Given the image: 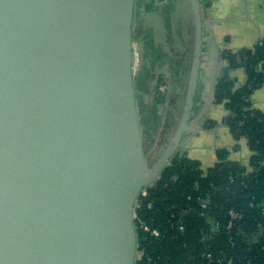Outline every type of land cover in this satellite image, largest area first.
Masks as SVG:
<instances>
[{
	"label": "water",
	"instance_id": "obj_1",
	"mask_svg": "<svg viewBox=\"0 0 264 264\" xmlns=\"http://www.w3.org/2000/svg\"><path fill=\"white\" fill-rule=\"evenodd\" d=\"M136 3L0 0V264H137L136 201L183 138L204 129L218 75L214 56L192 118L204 27L201 0H189L185 102L150 163L135 79Z\"/></svg>",
	"mask_w": 264,
	"mask_h": 264
},
{
	"label": "trees",
	"instance_id": "obj_2",
	"mask_svg": "<svg viewBox=\"0 0 264 264\" xmlns=\"http://www.w3.org/2000/svg\"><path fill=\"white\" fill-rule=\"evenodd\" d=\"M221 55L229 68H245L242 85L229 75L217 80L214 100L226 108L223 123L234 137H246L253 152L250 166L231 159L229 149L218 148L216 162L204 171L199 160L187 151H178L148 188L145 201L152 200L153 208L147 209L144 203L137 208L139 216L162 230L160 238H152L139 229L137 264H149L146 256H160L156 264H227L230 260L232 264H264V229L259 242L247 241L260 223L264 226L260 205L264 201V111L251 103L253 90L264 81V70L258 68L264 64V39L251 48L222 49ZM217 124L210 120L205 126ZM188 194L193 199L187 200ZM198 198L207 199L211 206L206 215L198 213ZM232 208L240 216L228 230L225 226ZM178 220L185 225L182 232L177 228ZM203 252L224 260L209 262Z\"/></svg>",
	"mask_w": 264,
	"mask_h": 264
},
{
	"label": "crops",
	"instance_id": "obj_3",
	"mask_svg": "<svg viewBox=\"0 0 264 264\" xmlns=\"http://www.w3.org/2000/svg\"><path fill=\"white\" fill-rule=\"evenodd\" d=\"M162 2L163 4L165 3L164 0H140L138 3H140V6L144 8V12L146 13L151 12L156 15H166L162 13V11L160 14H158V11H155L156 8L159 7L158 5ZM167 4L168 1L166 5ZM166 5L161 6V8L165 10L167 7ZM204 6L205 19L204 11L202 10L203 27L204 21L206 27L203 29L204 53L200 77L201 86L199 83V94H202V100H204L214 56L217 62L216 71L218 79L223 76V70L228 69V75L236 81L237 85H242L246 80L245 68L242 66L229 68L227 60L222 58L221 50L231 49L232 51H238L243 48H251L259 41L264 39V0H207L204 2ZM142 20L143 21L140 23V27L137 28V33L140 34L138 35V38L142 39L141 41H143V37L146 35L147 26H150V22H146L144 20V16ZM147 23L149 24L147 25ZM157 45L158 49L161 50H159L158 61L153 59L151 65L146 71L142 65L146 55L144 52V41L142 46H140L141 60L140 73L138 75V83H140V85H138V94L143 104H145L148 99L152 100V103L153 101H160H158V99L156 100L154 96H152L154 94L148 92L150 86L155 88L157 85L153 83L155 80V76H153L154 72L152 71L153 69L157 68V72L164 74L166 69V71L170 69L169 71L174 74L173 76L176 75L178 78L180 77L183 70H181L182 60L180 56L179 60L176 61L174 54L171 55L165 49L166 47L164 44L162 45L161 42H157ZM262 66L264 67V64ZM181 78L185 80L183 76H181ZM260 89L262 88H257L253 92L251 103L254 108L264 111V98L262 100L259 99V95L263 94L264 91ZM255 94H257L258 97H256ZM158 105L163 107L164 104L163 102H159ZM169 106H171L170 101L167 103V107ZM167 107L166 110L168 109ZM144 109L146 113V106ZM227 113L228 112L226 111V108L223 104L214 102L210 106L208 113L205 115L204 120L202 121L204 129H198L188 133L179 147L181 150H187L188 155L192 158L199 160L201 166L204 168H209L214 165L216 162V151L218 148L230 149L231 159L239 161L247 167L250 166V159L253 152L251 150L249 151L250 148L248 147L246 138L242 137L240 140H235V137L230 129L223 123V119ZM217 117H220V119L218 120ZM210 120H215L218 122L216 127L209 128L205 126ZM163 125L164 124H162V127ZM222 130L224 131L222 132ZM217 133L221 134V136L217 146H215L216 144L211 143L210 140L217 141V138H215ZM211 134H213V136ZM202 136L203 138L205 137L209 142L207 148L208 150H204L202 153L205 154L203 155L197 153L198 155H201L198 159L197 154L193 153L196 148L193 147L197 144V141L200 140ZM211 153L213 154L212 156ZM206 154L207 158H204Z\"/></svg>",
	"mask_w": 264,
	"mask_h": 264
},
{
	"label": "rangeland",
	"instance_id": "obj_4",
	"mask_svg": "<svg viewBox=\"0 0 264 264\" xmlns=\"http://www.w3.org/2000/svg\"><path fill=\"white\" fill-rule=\"evenodd\" d=\"M140 0H137L136 3V11H135V19H134V42L138 47L142 46L144 41V52L145 59L142 64L145 71L151 65L152 60L158 61L159 50L157 42H161V44L166 47L165 49L171 54H174L176 61L179 60V56L181 57V75L180 77L173 76L174 74L171 71H166L164 73L157 72V68L153 69V76H155V80L153 83L157 84L155 88L149 87L148 92L154 94V98L159 102H163V107H161L159 102L152 100H147L145 104H143L140 100V96L138 94V103L140 114L142 118V123L144 127V147L146 153L149 154V162L153 163L160 156L162 151L167 147L169 142L171 141L175 130L178 125V121L180 120L181 113L183 110L186 89L188 84L189 72L191 67L192 55H193V47H194V19L193 13L191 9V5L188 0H164L165 3H160L155 11H158V14L162 11V13L166 15H156L153 13L144 12V8L140 6L138 3ZM168 1V4L166 5ZM177 1V2H176ZM166 5L165 10L161 8V6ZM204 2H202V10L204 11V19H205V10H204ZM144 12V13H143ZM144 14V15H143ZM170 15V16H168ZM144 20L146 22H150V26H147L146 35L142 39L138 38L137 28L140 27V23ZM171 20V21H170ZM149 23H147L148 25ZM206 27L204 21V28ZM206 36V35H205ZM207 46V44H206ZM161 51V50H160ZM136 54V64L138 65L135 69V79H136V89L138 91V75L140 73V60H141V51L138 53V48L135 47ZM259 70H263L264 67L259 65ZM147 74V73H146ZM185 78L183 80L181 78ZM174 79V80H173ZM179 83V84H178ZM178 85V88H177ZM201 86V82H200ZM262 88L260 90L264 91V81L257 87ZM200 88V87H199ZM255 88L253 92L257 89ZM251 94V97L253 95ZM258 97L257 94H255ZM157 97V98H156ZM264 98L263 94L259 95V99ZM252 99V98H251ZM169 107H167V103H169ZM144 102V101H143ZM176 104V105H175ZM146 106L147 111L145 113L144 107ZM175 105V106H174ZM166 107L168 108L166 110ZM166 117L165 123L162 127L164 118ZM170 119L168 120L167 118ZM219 120L220 117H217ZM162 127V129H161ZM228 127V126H227ZM201 131V130H200ZM224 130H222L223 132ZM207 133V132H206ZM208 134V133H207ZM213 136V134H211ZM162 136V137H161ZM221 134L217 133L215 138L216 140H210L211 143H217L220 140ZM207 137V136H206ZM161 138V139H160ZM185 138V137H184ZM183 138V140H184ZM203 136L200 140L197 141V144L194 145L193 148H196L193 153L205 154L202 153L204 150H208L209 142ZM242 137L235 140H240ZM202 141V142H201ZM219 145V144H218ZM200 149V150H198ZM248 149V148H247ZM178 151H181L179 148ZM250 151V149H249ZM213 153V152H212ZM211 153V156L213 155ZM197 157L199 159L198 155ZM207 158V154L204 156Z\"/></svg>",
	"mask_w": 264,
	"mask_h": 264
},
{
	"label": "built area",
	"instance_id": "obj_5",
	"mask_svg": "<svg viewBox=\"0 0 264 264\" xmlns=\"http://www.w3.org/2000/svg\"><path fill=\"white\" fill-rule=\"evenodd\" d=\"M214 102H215V100H214ZM241 137L246 138L245 136H241ZM181 151H187V150H181ZM216 160H217V158H216ZM202 169L204 171H207L208 170V168H204V167H202ZM230 179L233 180V174L230 175ZM154 184H152L149 187H152ZM149 187H147L144 190H142V192L140 193V195H139V197H138V199L136 201L135 210H134V222H135V225H136V228H137V233H138V231L140 229V230L143 231L144 234L149 235L152 238H160L161 237V234H162V230L158 226H153L150 222L144 220L137 213V208L141 207L143 205V203L146 205V208L147 209H152L153 208V205L154 204H153L152 200L145 201V198L148 196V188ZM191 199H193V195L192 194H188L187 195V200H191ZM198 200H199V205H200L199 206V211H198L199 215H202V216L203 215H206L208 213L209 209L211 208V206L209 205L207 199H205V198H198ZM260 205H261V208L264 210V201ZM229 216H230V220L227 223V225L225 226L226 229H228V230H230L234 226V224H235L234 220L236 218H238L240 215H239V213L235 209L232 208L229 211ZM177 228L181 232L184 231L185 225L183 224V222L181 220H178L177 221ZM263 229H264V226L260 223L259 224V228L256 229L253 232V234H251L247 238V241L250 244L259 242V240H260V238L262 236V233H263ZM231 241H233V240H231ZM139 250L140 249H139V242H138V254H137V258L139 256ZM202 255H203V257L205 259L209 260V262L216 260L219 263H222L223 260H224L223 257H220V258L214 257L213 254H212V252H203ZM146 257H147V262L149 264H156L158 262V260L160 259V256H157V257L146 256ZM227 264H232L231 260Z\"/></svg>",
	"mask_w": 264,
	"mask_h": 264
},
{
	"label": "flooded vegetation",
	"instance_id": "obj_6",
	"mask_svg": "<svg viewBox=\"0 0 264 264\" xmlns=\"http://www.w3.org/2000/svg\"><path fill=\"white\" fill-rule=\"evenodd\" d=\"M176 105V104H175ZM174 105V106H175ZM203 106V100H202V94H199V88H198V92H197V95H196V98H195V105H194V109H193V114H192V118L194 117V116H196L197 115V113L200 111V109H201V107ZM168 120L170 119V117L169 118H167ZM203 120H204V118H203ZM180 121V120H179ZM179 121H178V123H179ZM178 126V125H177ZM162 137V136H161ZM161 139V138H160ZM170 143V142H169Z\"/></svg>",
	"mask_w": 264,
	"mask_h": 264
},
{
	"label": "bare ground",
	"instance_id": "obj_7",
	"mask_svg": "<svg viewBox=\"0 0 264 264\" xmlns=\"http://www.w3.org/2000/svg\"><path fill=\"white\" fill-rule=\"evenodd\" d=\"M135 47H137L138 48V52H140V47H138V45H136L135 44ZM136 54H137V52H135ZM138 65L136 64V67H137Z\"/></svg>",
	"mask_w": 264,
	"mask_h": 264
}]
</instances>
